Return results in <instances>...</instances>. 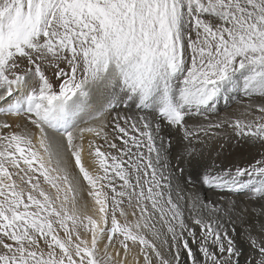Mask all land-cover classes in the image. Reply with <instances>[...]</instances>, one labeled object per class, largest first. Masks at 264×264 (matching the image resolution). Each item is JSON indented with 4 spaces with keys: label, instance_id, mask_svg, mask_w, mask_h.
I'll return each mask as SVG.
<instances>
[{
    "label": "snow or ice",
    "instance_id": "1",
    "mask_svg": "<svg viewBox=\"0 0 264 264\" xmlns=\"http://www.w3.org/2000/svg\"><path fill=\"white\" fill-rule=\"evenodd\" d=\"M242 260L264 0H0V264Z\"/></svg>",
    "mask_w": 264,
    "mask_h": 264
},
{
    "label": "bare ground",
    "instance_id": "2",
    "mask_svg": "<svg viewBox=\"0 0 264 264\" xmlns=\"http://www.w3.org/2000/svg\"><path fill=\"white\" fill-rule=\"evenodd\" d=\"M223 105H224V102H223V101H221V102H220V105H219V106H220V108H221V110H223Z\"/></svg>",
    "mask_w": 264,
    "mask_h": 264
},
{
    "label": "rangeland",
    "instance_id": "3",
    "mask_svg": "<svg viewBox=\"0 0 264 264\" xmlns=\"http://www.w3.org/2000/svg\"><path fill=\"white\" fill-rule=\"evenodd\" d=\"M246 247V246H245ZM242 264H243V260H242Z\"/></svg>",
    "mask_w": 264,
    "mask_h": 264
}]
</instances>
